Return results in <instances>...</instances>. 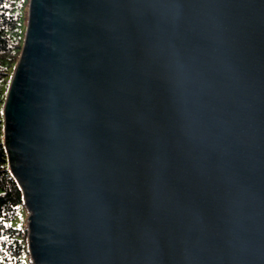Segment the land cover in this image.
I'll list each match as a JSON object with an SVG mask.
<instances>
[{
    "label": "water",
    "instance_id": "water-1",
    "mask_svg": "<svg viewBox=\"0 0 264 264\" xmlns=\"http://www.w3.org/2000/svg\"><path fill=\"white\" fill-rule=\"evenodd\" d=\"M4 102L32 264H264V0H30Z\"/></svg>",
    "mask_w": 264,
    "mask_h": 264
},
{
    "label": "trees",
    "instance_id": "trees-1",
    "mask_svg": "<svg viewBox=\"0 0 264 264\" xmlns=\"http://www.w3.org/2000/svg\"><path fill=\"white\" fill-rule=\"evenodd\" d=\"M29 3L30 0H0V254L7 263L13 264H23L22 256L28 254V230L12 226L19 209L25 205L23 190L10 169L3 107L10 85L7 79L14 72L24 44L19 36L21 15L17 9L26 18Z\"/></svg>",
    "mask_w": 264,
    "mask_h": 264
},
{
    "label": "rangeland",
    "instance_id": "rangeland-1",
    "mask_svg": "<svg viewBox=\"0 0 264 264\" xmlns=\"http://www.w3.org/2000/svg\"><path fill=\"white\" fill-rule=\"evenodd\" d=\"M17 12L20 13V15H21L20 20L18 22L19 23L18 28H19V33H20L19 36L22 39V43H24L25 34H26V30H27V24H28L27 23L28 19L26 21V18H28L29 10L26 11V18H25V14L21 13L20 10L17 9ZM12 75H13V72H12ZM12 75L7 79V82H11ZM6 89H7V84L4 85V90H6ZM28 216H29V213H28V210L26 209V207L25 206L21 207L18 211V214H17L15 220L12 222V226L15 228H19V229L27 228ZM22 261H23V264H32V260H31L30 254H29V250H28V254H25L22 256ZM0 264H13V263H10V261H9V263H7L6 260L0 254Z\"/></svg>",
    "mask_w": 264,
    "mask_h": 264
}]
</instances>
